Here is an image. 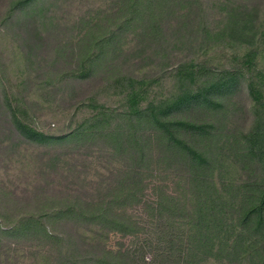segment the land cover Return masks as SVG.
<instances>
[{
	"label": "trees",
	"instance_id": "1",
	"mask_svg": "<svg viewBox=\"0 0 264 264\" xmlns=\"http://www.w3.org/2000/svg\"><path fill=\"white\" fill-rule=\"evenodd\" d=\"M68 25L71 40L79 37L83 43L75 64L55 80L34 66L37 59L42 65L45 44ZM14 37L20 46L13 43L10 57L0 45V194L9 188L16 196L30 190L43 196L38 210L13 224L5 218L8 212L0 213L9 225L0 229L5 256L0 264H147L144 250L150 247V264H264V146L258 143L264 135L253 140L254 129L246 136L260 147L250 150L251 161L263 166H244L233 180L227 163L231 143L222 142L219 128L178 118L196 106L221 108L218 101L238 88L240 69L205 82V64L195 63V57L221 47L238 49L234 57L243 62L260 112L257 128L264 127V0H0V41ZM186 52L192 66L185 62L177 71L196 90L170 104L148 102L151 84L142 72L167 67ZM122 56H128L123 64L131 65L130 74L107 78L96 94L79 100L77 113L89 108L93 116L62 136L29 123L34 106L15 101L5 77L10 68L31 75L27 97L43 77L51 88L58 81L82 84ZM102 92L119 97L122 105L100 104ZM73 143L97 148L98 163L86 157L92 159L89 165L78 164L76 156L84 151L71 149ZM14 163H25L22 169L39 163L48 180L42 185L44 180L24 170L33 179L26 191L20 184L7 186L3 175L15 170ZM139 208L148 229L136 222ZM110 231L154 241L133 253L107 254ZM20 246L31 250L28 263L27 256L8 254L20 253Z\"/></svg>",
	"mask_w": 264,
	"mask_h": 264
},
{
	"label": "rangeland",
	"instance_id": "2",
	"mask_svg": "<svg viewBox=\"0 0 264 264\" xmlns=\"http://www.w3.org/2000/svg\"><path fill=\"white\" fill-rule=\"evenodd\" d=\"M80 14H82V12H78L76 15ZM70 27L71 26L68 25L67 28L61 30L60 34L56 36L55 41L49 40L45 44L48 49V53L46 55L42 54L43 59L41 66L39 64V59H37V64L34 66L36 70L44 69L42 73L51 76V78L55 80L59 78L65 69H69L75 64L74 60L77 54L80 52V47L83 43L82 40L78 39L79 37L71 40ZM67 30L68 32H66ZM103 30L104 29L100 31ZM0 43V45H2V51L7 49V57L11 56L10 54L13 52L14 44L20 46V41L16 37H14L13 40L9 42H7V40L2 42L1 40ZM261 49L264 50V39H262ZM236 51H238V49L228 50L218 47L217 50H211L204 56H200L199 58L195 57L196 64H205L203 67L204 71L201 70L202 75L204 76L203 80L205 82L208 80L214 81L222 76H225L228 70L233 72L240 69L239 71H242V75L236 73V75H238L241 80L238 88L231 93H227L218 101L221 104V108H212L207 111L204 107L196 106L189 108L187 113H182L178 116V118L188 117L194 118L197 122L215 124L219 128V134L221 136L222 142H226V140H228L231 143V147H227L230 155L227 163L230 173L232 176H234L231 178L233 180H235V176H237L241 168L244 166L252 168V170L263 166L262 164H258L257 161H251L250 150H252L253 153L257 152V149L260 147H258V145L255 144L253 140H257L259 136L264 135V127H259V129L257 128V121L259 117L258 113L260 112L248 88L249 83H246V79L249 77V75L246 74V69H243L241 66L243 62L237 61L236 57H234V53ZM187 55H189L188 52L184 53V55H181V57L173 59L172 63H170V65L167 67H155L153 70H145L142 72L141 77L149 80V83L151 84L150 88L148 89V102L154 101L159 104L160 101L165 100V103L170 104L174 98L183 95L185 92L189 91V89L190 91L196 90L194 86H189V79L182 80L181 74L177 71V66L179 64L188 62V66H192L191 61L193 59L192 57H187ZM224 56L227 57L224 58ZM127 57L128 56H122V58H118L116 60V66L109 70L98 72L93 79L82 84L58 81L55 88H51L47 86V83H45L44 79L45 77H43V83L36 81V87L32 91L33 93L27 95V97H25L26 94L24 93V90L28 88L26 83H28L27 81L31 75L26 74L21 68H10V70L7 69L5 71V77L8 81V86L12 89L13 94L15 95V101L19 102L20 100H23L25 103L27 100L34 106L35 110L32 109V112L30 111L29 113V123L32 125L34 124L36 128L45 134L62 136L69 134L78 125L82 124L86 120H89L93 116V111L89 108L82 109L79 113H77V104L79 103V100L84 97H88V94H96L103 85L107 84V78H116L130 74L131 65L123 64L125 61L124 58ZM133 57V55L130 56L132 59ZM2 58L3 56L0 57V59ZM109 58L111 59V62L115 60L112 54ZM219 60L224 61L222 63H213L218 62ZM262 64L264 66V58L262 59ZM26 68H28V65ZM32 79L34 80V76ZM261 101H264L263 97ZM98 102H100V104H107L113 107H118L119 104L122 105L119 97L113 96L106 98L104 97L103 92L99 95ZM190 109H195V111H190ZM111 124L114 125L115 121H112ZM254 129L255 138L252 140L250 137H246L249 136ZM261 142L262 141H259L258 143L262 147L264 146V143L261 144ZM70 147L71 149L76 148V150L84 151L83 155L76 156L78 164L84 166L85 164L89 165L93 158L95 163H98L97 148H87V146L81 148L76 143L71 144ZM261 150L263 151V149ZM40 151L43 152L46 150L40 149ZM242 153H246V160L242 158ZM86 157L93 158L89 159ZM24 164L25 163H21V165L14 163L13 166L15 170L9 173L7 176L3 175L7 179V186L10 184H20L19 188L22 191H26L28 184H30L31 180H33L32 177L29 176L31 173L32 176L38 175L36 180H44L42 185L46 183L48 180V171L46 169H42V165L37 163L33 167L22 169ZM24 170H26L29 175L23 173ZM249 171L251 170L249 169ZM246 172L247 174L250 173L248 171ZM257 172L259 171L257 170ZM26 176L28 177L26 178ZM52 177L54 178L55 176ZM59 178L63 179L61 182L64 183L66 177L63 176ZM59 178L55 177L56 181L59 182ZM92 180L94 181V179ZM30 191H28V194L21 192L22 195L18 193L19 196H16L8 188V190H4V192L0 194V213L4 214V212H8L10 216L5 217L9 220H7V222H11L10 224H13L14 220H17V218L19 219L22 214L28 211L38 210V205H40L39 202L41 201V197L43 195L39 193V190H37L35 193ZM147 194L152 196V192L150 190H148ZM16 197L20 199H16ZM138 211L137 213H134L136 216V222L140 226H144L146 229H148L147 218L142 208H139ZM3 219L4 217H0V229L2 228L4 230H8L6 226L9 225ZM2 238L4 237L2 236ZM136 238L138 239L135 240L134 237L130 235H121L114 231H110L105 253L122 256L126 253H133L135 250L140 248V246L154 241L153 237L145 234H140ZM7 243L8 241H6L4 245H7ZM13 247L16 246L13 245L12 248ZM20 247V253L10 250L8 254H11L10 256H13L14 254L27 256L26 262L28 263L32 260L31 250L26 249V247ZM8 250L9 249H7V251ZM144 253L146 258L145 262L147 264L152 263L154 259L153 248H146ZM4 260L5 256L3 251L0 250V262H3Z\"/></svg>",
	"mask_w": 264,
	"mask_h": 264
}]
</instances>
